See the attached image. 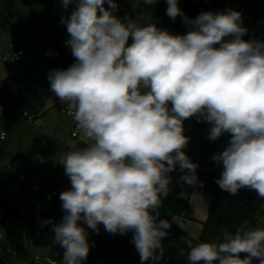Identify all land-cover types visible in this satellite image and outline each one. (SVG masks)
<instances>
[{
	"label": "clouds",
	"instance_id": "9594fccd",
	"mask_svg": "<svg viewBox=\"0 0 264 264\" xmlns=\"http://www.w3.org/2000/svg\"><path fill=\"white\" fill-rule=\"evenodd\" d=\"M61 2L64 9L75 3L61 19L75 62L47 78L84 145L61 162L71 183L59 196L62 219L44 222L63 250L62 264L87 259L84 225L98 234L101 224L111 234L132 232L141 264L160 259L156 252L171 224L158 220V209L171 173L178 166L180 181L203 187L198 164L184 151L190 139L184 121L193 116L210 123L211 141L230 135L212 156L223 168L215 183L231 195L247 188L264 199V41L243 39L248 30L240 12L206 11L190 19L178 0H166V15L182 16L188 29L174 35L117 16L115 0ZM186 255L189 264H264V226L244 221Z\"/></svg>",
	"mask_w": 264,
	"mask_h": 264
},
{
	"label": "trees",
	"instance_id": "16d2710c",
	"mask_svg": "<svg viewBox=\"0 0 264 264\" xmlns=\"http://www.w3.org/2000/svg\"><path fill=\"white\" fill-rule=\"evenodd\" d=\"M115 2L118 5V10L115 13L117 16L121 18L128 16L136 22L139 20V14L142 11L135 10L130 0H115ZM178 6L185 16L195 19L201 12H212L214 3L212 0H178ZM166 9V0H158L153 5L145 4L144 0H141V10L144 13L153 15L157 20L156 24L159 28L166 29L174 35L186 34L188 29L183 22V17L177 16L173 21L166 15ZM11 15L12 12L8 13L4 20L9 22ZM243 39L250 40L252 38L246 33ZM59 51L67 67L75 62L74 57H70L62 50ZM208 133L209 129L204 124V121L197 116L184 121V135L190 138L184 151L193 163L198 164L196 175L198 180L203 183V187H201L200 183L192 186L194 187V191L199 189L211 198L208 217L203 223L198 243L218 240L224 231H235L244 221L249 222V227L258 226L256 218L259 208L250 190L242 188L237 194L231 195L221 190L215 183V180L220 177L223 168L222 165H218L212 159V156L219 152L217 141H225L228 146L230 135L224 134L217 141L212 142L208 138ZM83 146V143H79L75 147ZM4 158L5 154L0 151V165ZM182 175L183 173L177 166V169L171 173L172 183L169 194L166 198H162L161 206L158 209V220L166 219L171 224V227L168 229V235L162 240V249H158L156 252V255L160 256V259L149 260L145 264H182L177 259V250L178 248L189 250L187 245L189 235L175 222L176 218L184 217L185 212L190 208V199L182 196L183 187L179 181V177ZM33 178L34 175L31 174L28 182L22 187L25 196L30 197L32 195L31 185ZM41 184V195L43 196L53 189L54 185L52 182L46 180ZM61 192L59 190V193ZM0 207L5 213L3 222L12 218L25 222L28 232L31 233L29 240L32 244L42 249L52 247L57 255L56 264H62L63 250L54 241V234L50 231L52 225L44 223L49 220L54 221L53 209L45 211L40 217H31L30 213L21 215L16 202L7 198H0ZM84 227L88 232V240L91 246L89 255L85 261H82V264H141L139 253L132 242V232H127L123 235L119 233L111 234L106 232L101 224L99 225L100 231L97 234L92 229L87 228L86 225ZM255 262L259 264L257 260H253V264Z\"/></svg>",
	"mask_w": 264,
	"mask_h": 264
},
{
	"label": "crops",
	"instance_id": "0c3cea01",
	"mask_svg": "<svg viewBox=\"0 0 264 264\" xmlns=\"http://www.w3.org/2000/svg\"><path fill=\"white\" fill-rule=\"evenodd\" d=\"M31 1L32 0H0L1 55V46L4 44L14 45L16 48H23L26 52L22 63L17 66L6 63L5 61L4 64L0 60V94L5 92L15 106L18 103L21 105L25 103L30 114L37 117V120L33 124L28 123L15 112L5 110L0 100V134H6V139L0 140V151L5 154L0 169L3 170L4 174L8 177H16L19 174H25L29 178V176L33 174L34 178L32 182L34 183H42L46 180L55 184V182L51 180L52 175L46 171L44 161L46 157L43 149L45 147L47 148L50 143H60L61 137L53 122L58 114L64 116L61 110H64L67 105L62 104L55 93L51 91L50 82L47 78L51 70L49 67L45 66L37 71H33L29 68L33 59L37 58V53L34 50L38 45L42 50L40 53L42 60L46 61L44 60L46 57H56L57 66L62 69H67L68 67L59 50L64 51L70 57L73 56L70 48L66 46V41L70 38L66 28L62 31V36L59 35L61 39L64 37V39H62L63 43L60 42L59 37H54L50 32L45 33V36L49 39L46 41V47L36 42L35 39L34 42L31 40L33 36L38 33L41 27L40 23L43 20L40 16L42 12L38 16H35V14L29 15L28 8L31 11L33 9H31ZM47 1L53 7L49 9L52 16L57 17L60 13V15L65 17V11L69 15L73 10L70 5L67 9H64L60 4L61 0ZM11 12V19L9 22H6L4 18ZM145 14L146 13H144V15ZM31 22L34 24L32 28L29 26ZM57 25L59 27L63 26L61 21H58ZM26 32L28 36L31 35L29 43L26 41ZM27 46L29 50H27ZM49 51H51L50 54ZM55 51H57V54L54 53ZM28 53L32 54L31 57H28V55H30ZM29 58H31L32 61ZM64 119H66L64 128L68 127L71 129L69 135H65L66 131H64V142L66 143L73 139L72 133L78 129L76 123L68 118L67 115ZM41 158H43V162H41Z\"/></svg>",
	"mask_w": 264,
	"mask_h": 264
},
{
	"label": "rangeland",
	"instance_id": "374dc122",
	"mask_svg": "<svg viewBox=\"0 0 264 264\" xmlns=\"http://www.w3.org/2000/svg\"><path fill=\"white\" fill-rule=\"evenodd\" d=\"M247 3H257L264 7V0H242ZM61 6L62 2L60 3ZM73 9L75 8V3L69 4ZM33 8V9H32ZM52 9L53 7L47 0H32L31 1V10H29V15L35 14V16L40 15L43 20L41 21V27L38 30V33L33 36V39H31L34 42V39L36 42L41 43L43 46H47L46 41L49 39L45 36V33L50 32L54 37H59V35L62 34V31L66 28V25L63 24V26L59 27L57 25L58 21H61L62 15L60 13L57 17L52 16V14L49 12V9ZM67 12L65 11V17L67 16ZM55 17V18H54ZM156 18H147L144 13L139 14V20L137 21L139 24H147V23H155L156 24ZM28 25V24H27ZM34 24L32 22L29 24L30 28L33 27ZM37 25V24H35ZM28 26V28H29ZM26 41L29 43L30 36H28L27 32L25 34ZM52 36V37H53ZM62 36V35H61ZM17 37V36H16ZM53 37V38H54ZM56 39V38H54ZM60 42H62L61 37H59ZM253 40V39H250ZM131 43V40L129 41ZM16 44V43H15ZM27 50H29L28 46L26 47ZM44 48V47H43ZM37 54V58L31 60L32 62L30 64V68L33 71H37L40 68H44L45 66L52 69H62L61 67L57 66L56 57L44 58L43 61L40 57V53L42 52L41 47L38 45L36 49L34 50ZM51 51H49V54ZM28 57H31V53H28ZM54 56V55H53ZM27 57V56H26ZM0 60L5 64L3 57L0 52ZM21 109L28 111L27 106L22 104ZM60 111V110H59ZM30 113V112H29ZM61 113L65 116H61V114H58L56 119L54 120L53 124L56 129H58L59 136L61 137L59 144H48V147L43 149L44 155L46 157L45 165H46V171L50 175H52L51 180L55 182L53 188L60 189L62 192L69 190L71 188V183L69 177L65 175V169L63 164L61 163L65 154L72 150L77 144L83 143L81 139V133L79 132V138L72 139L69 142H64V131L65 135H69L71 133L70 128H64L66 125V113L65 110H61ZM24 120V119H23ZM180 181V180H179ZM53 183V182H52ZM183 190H182V196L184 198L190 199V208L185 212L184 217L176 218L175 222L181 226L189 235L187 239V245L189 243H193L194 246L198 243L200 239V235L202 233L203 229V223L207 220L208 217V209L209 205L211 203V198L206 195L201 190L194 191L193 186H189L182 181H180ZM46 201H49L50 196L49 192H47L44 196ZM12 201L16 202L18 206H20V202L17 200L12 199ZM61 205V201H59ZM63 213V212H62ZM21 215L25 214L23 212H20ZM4 219V211L0 207V234L4 236L3 239L0 240V264H3L6 260L9 259L5 252V244L11 243L14 246H17L19 248V251L22 253V256L17 259H12L11 264H31L32 261L37 256L43 257L46 256L47 250L42 249L39 247H36L32 244V242L29 240L31 233L28 234V227L27 224L19 219H9L6 222H3ZM60 217H57L54 219V223H59L61 220ZM178 256L177 259L182 264H189V261L187 260L186 253L188 252V249L186 248H178ZM41 264H50L45 261H43Z\"/></svg>",
	"mask_w": 264,
	"mask_h": 264
},
{
	"label": "built area",
	"instance_id": "2783aa9c",
	"mask_svg": "<svg viewBox=\"0 0 264 264\" xmlns=\"http://www.w3.org/2000/svg\"><path fill=\"white\" fill-rule=\"evenodd\" d=\"M134 6V9L137 11L141 10V0H130ZM214 3V7L212 8V12H219L226 9H233L241 13L243 26L247 28V34L254 40H259L264 37V7L254 3H247L242 0H212ZM144 13V12H143ZM147 18L153 17L151 14H145ZM2 57L6 63L17 66L22 63L25 57V49L16 48L14 45H2L1 46ZM57 54V51L54 52ZM21 79V78H20ZM0 100L4 105V109L7 111H13L17 115H19L22 119L27 121L28 123L33 124L37 117L35 115L30 114L29 112L21 109L22 105L18 103L16 106L9 99L8 95L5 92L0 94ZM65 113L68 118H70L73 122V118L68 115V108H64ZM204 124L210 129V123L204 121ZM79 137V131L75 130L72 133V138L77 139ZM6 134H0V140H5ZM217 141V140H216ZM213 142V141H212ZM217 146L219 151H223L227 147V143L225 141H217ZM29 178L25 174H19L16 177H8L4 174V171L0 169V198L14 199L20 202L19 210L23 213H30L31 211L34 213V216L40 217L43 215L45 211L53 209L54 216L53 219L63 217L62 207L59 203L60 193L59 190L53 188L49 191L50 199L46 201L42 193V184L32 182L31 192L32 195L25 196L23 193V185L28 182ZM247 189V188H245ZM251 194L255 198V202L257 207L259 208V212L256 218L258 226L261 225V220L264 219V199H261L255 191L250 190ZM4 236L0 234V240L3 239ZM194 246L193 243H189L188 247ZM46 256L40 257L37 256L31 264H41L43 261L56 264L57 255L54 252L52 247L46 249ZM5 252L9 257L3 264H11L12 259H17L22 256V253L19 251L17 246L12 245L11 243L5 244ZM256 264V262H255Z\"/></svg>",
	"mask_w": 264,
	"mask_h": 264
},
{
	"label": "water",
	"instance_id": "95a60500",
	"mask_svg": "<svg viewBox=\"0 0 264 264\" xmlns=\"http://www.w3.org/2000/svg\"><path fill=\"white\" fill-rule=\"evenodd\" d=\"M260 41H264V37H262V38L260 39ZM30 216H31V217H34V213H33L32 211L30 212ZM28 234H30V232H28Z\"/></svg>",
	"mask_w": 264,
	"mask_h": 264
}]
</instances>
